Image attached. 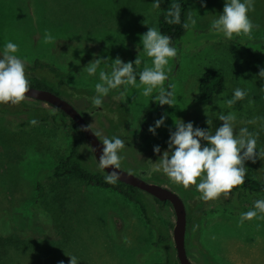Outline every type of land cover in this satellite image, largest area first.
<instances>
[{"label": "rangeland", "instance_id": "rangeland-1", "mask_svg": "<svg viewBox=\"0 0 264 264\" xmlns=\"http://www.w3.org/2000/svg\"><path fill=\"white\" fill-rule=\"evenodd\" d=\"M184 1L189 30L180 42L181 49H176L177 56L165 69L166 81L174 85L171 90L176 103L155 120L166 114L164 125L155 135L149 129L141 132L150 98L158 92L145 97L139 76L135 86H121L103 97V103L122 100L129 112L121 131L125 147L119 152L123 158L120 168L140 176L148 162H157L168 150L170 132H175L174 123L179 120L214 133L222 126L217 116L231 112L236 117L234 134L247 128L255 134L260 153L255 163L245 162V180L264 181V79L259 77L264 68V0H254V10L248 13L259 27L253 29L251 37L241 35L248 39L246 43L263 37L257 48L239 42V38L236 42L233 37L224 39L222 33L211 29L213 19L223 14L226 0ZM153 4L154 0H0V58L6 44L15 43V55L22 61L53 64L66 74L70 86L95 90L99 71L111 72L116 58L128 63L133 53L139 55L142 63L136 67L137 73L146 66L153 67L142 44L148 28L159 31V7ZM48 33L54 38L52 42L45 40ZM95 58L107 62L100 65L95 76H89L83 70ZM207 71L222 73L226 90L213 105L200 106L196 103L199 84ZM125 87L127 91L120 97ZM236 88L245 90L247 96L229 108L223 101L231 99ZM19 105L25 110L0 113V227L8 226L6 235L21 240L0 248V264H70L69 256L77 257L78 264H165V250L155 246L157 233L136 203L76 178L53 179V169L69 154L77 133L70 124L52 119L31 125L35 108L43 106L52 116L57 113L47 104L27 98ZM73 105L85 111L89 103L76 99ZM87 120L102 139L106 138V121L94 117ZM201 143L208 146L205 141ZM155 147H160L159 155ZM82 153L89 164L101 168L88 143ZM188 189L195 207L186 241L194 264H264V213L257 210L255 218L240 224L241 214L255 210V201L264 195H248L237 187L227 198L222 195L205 202L195 186ZM39 193L42 197L37 202ZM147 199L156 212L175 223L172 207L157 204L149 195ZM28 239L38 240L43 249L26 248Z\"/></svg>", "mask_w": 264, "mask_h": 264}, {"label": "clouds", "instance_id": "clouds-1", "mask_svg": "<svg viewBox=\"0 0 264 264\" xmlns=\"http://www.w3.org/2000/svg\"><path fill=\"white\" fill-rule=\"evenodd\" d=\"M154 7H159L158 0H154ZM202 7L205 5L202 3ZM254 10V0H226L223 14L213 19L211 29L217 33H222L231 40L235 36L251 37L253 29L258 28L249 18V11ZM169 16L173 17L170 23L181 22V6L173 5ZM192 25L196 21L191 15L188 17ZM185 29L189 24L183 25ZM53 36L45 35L46 42H52ZM143 51L152 58L153 67H145L139 73L136 72L133 62L124 63L120 58L112 61L111 72L99 71V83L95 85L97 95L93 97V105L99 108L103 103V97L108 96L111 90L120 89L121 86L137 83V76L141 84L145 85L143 95L148 97L156 90L158 95L155 100L161 106L173 107L176 103L174 90H165L164 83L168 80L166 66L170 59L177 56V50L171 46V38L161 34L156 28H148L142 37ZM18 52V45L8 42L4 48L2 58H0V104L19 105L28 97L31 89L30 82L25 73V63L19 59L15 53ZM107 61L100 58L93 59L83 71L89 76H95L102 63ZM77 63H79L77 61ZM135 65L142 63V59L137 56ZM170 71V69H169ZM259 77L264 79V68L259 72ZM168 89H174V85L169 84ZM127 88L120 92L123 97ZM247 92L240 88L234 90L231 99L223 101L231 108L237 101L243 100ZM116 97H114L115 99ZM221 103V101H217ZM167 116L162 115L155 121V127H149V132L156 134V129L164 125ZM217 119L222 122V126L213 133L208 130L194 128L191 122L185 124L179 120L174 123L175 132H170L168 150L163 153L156 163H152L151 171L163 172L171 181L182 185L185 189L195 186L201 193L200 199L203 201H215L222 195L227 198L233 189L245 183L248 169L245 167L246 161L256 162L257 141L256 136L250 133L247 128H241L238 134H234L233 123L236 119L234 113L221 112ZM254 121H250L252 123ZM31 125L38 124L32 119ZM208 124L211 121H207ZM90 128V125L88 126ZM85 131L88 128L83 129ZM97 137L100 134L94 133ZM205 141L208 146L202 145ZM103 154L99 158V166L102 169H113L107 172L105 182L116 184L120 179L117 171L121 167L123 159L119 152L124 149L125 144L120 138L103 139ZM154 152L159 155L160 147H155ZM260 155V153H258ZM255 210H250L241 214L240 224L245 220H252L259 213H264V199L255 201ZM70 264H78L77 257L69 256Z\"/></svg>", "mask_w": 264, "mask_h": 264}, {"label": "trees", "instance_id": "trees-1", "mask_svg": "<svg viewBox=\"0 0 264 264\" xmlns=\"http://www.w3.org/2000/svg\"><path fill=\"white\" fill-rule=\"evenodd\" d=\"M159 2V16H158V27L161 34L171 38V46L176 49H181V40L186 35L189 28L185 29L183 25L187 23V5L184 0H158ZM179 4L181 6V22L180 23H170L173 17L169 16V12L172 10L173 5ZM219 37V35L217 36ZM264 37V34H263ZM263 37L259 40H251L254 46L249 42L244 40L242 36H233V42L235 38H239V42L247 44L251 47L260 46V43ZM222 38V37H221ZM224 39H227L225 36ZM219 39V38H218ZM217 40V39H215ZM137 58L136 53L132 54L130 62H133V66L136 70L135 60ZM25 73L29 79L30 86L38 89L49 90L73 103L74 100H85L89 103L85 111H81L85 115L86 119L89 117L97 118L99 121L107 122V131L106 138H120L121 131L123 130L125 124L129 120V112L125 107L122 100L111 101L110 103H102V105L97 108L93 105L92 99L97 95L95 90L80 89L70 86L66 81V74L58 69L56 66L50 63H46L40 60L34 61V63L29 64L25 61ZM171 84L168 81H165V90L168 89V85ZM172 85V84H171ZM226 90L225 78L222 73L217 71H207L205 72L199 84V93L196 100V103L200 106H211L213 105L215 98L222 94ZM156 93L153 94L150 98V108L144 116L141 132L145 133L147 129L151 126L160 114H162L167 108V105L161 106L158 104V101L155 100ZM45 104V103H43ZM56 109V108H54ZM25 109L21 105H12V104H0V113H19ZM57 113L55 115L49 114L47 108L38 107L33 110V117L38 121V123H44L49 120H54L56 122L68 123L72 129L77 133V138L74 140L73 145L69 151V154L62 158L55 168L53 169L52 175L53 179L56 181H62L67 178H76L82 180L92 186H96L103 189L113 190L121 196H123L128 201L136 203L146 220V222L152 226L157 233V240L155 242L156 247H162L166 252V261L165 264H180L176 249L174 247L173 240V229L174 222L170 219L164 217L161 213L156 212L155 208L151 205L147 199L148 195L141 191L140 189L127 185L121 181H117L116 184H108L105 182L106 172L102 168H96L91 163L89 164L82 153V148L85 143H87L86 137L80 127L69 118L63 111L56 109ZM88 115V116H87ZM93 128V127H92ZM95 131V129L93 128ZM95 133H97L95 131ZM99 138L103 141L101 136ZM157 158V157H155ZM159 160V158L157 159ZM156 163V162H155ZM152 163L148 162L146 177L148 181L152 183H158L169 187L177 191L183 198L188 212V225L191 222L194 214V204H193V194L189 189H185L182 185L176 184L171 181L162 171L153 172L151 171ZM239 189L248 195L258 194L264 195V181L257 179H246L245 183L239 186ZM38 190L42 191V186L40 181H38ZM150 196V195H149ZM42 194L39 193L37 197V202L40 201ZM153 200L161 205L171 204L169 202H161L156 198L152 197ZM217 211H211L214 213ZM52 219H54L53 215ZM3 222V220H1ZM52 220H50L51 222ZM8 224V223H7ZM187 225V226H188ZM3 233H0V248L4 245H9L10 243H18L19 239L14 238L12 235H6V232L9 230L8 226L2 225ZM4 228V229H3ZM29 243L26 248L30 249H43V245L38 240L28 239ZM26 244V243H25ZM187 253L189 258L192 260V251L189 248V245L186 241ZM46 248V246H44ZM196 261V259H194ZM193 262V260H192ZM194 263V262H193Z\"/></svg>", "mask_w": 264, "mask_h": 264}, {"label": "water", "instance_id": "water-1", "mask_svg": "<svg viewBox=\"0 0 264 264\" xmlns=\"http://www.w3.org/2000/svg\"><path fill=\"white\" fill-rule=\"evenodd\" d=\"M28 99L36 100L45 104H48L58 110L63 111L69 118H71L84 133L91 150L99 163V158L103 154V144L99 136H95V131L87 122L85 115H83L72 103L67 99L44 89H38L31 87L28 93ZM88 128L87 131L83 130ZM106 173L112 172L113 169H103ZM120 174L119 181L136 187L156 198L161 202H169L175 213V223L173 229V240L177 253V258L180 264H193L190 260L187 247H186V236H187V225H188V212L186 204L183 198L174 190L158 183H151L145 180L141 176L129 173L121 168L117 170ZM145 175V173H143Z\"/></svg>", "mask_w": 264, "mask_h": 264}, {"label": "flooded vegetation", "instance_id": "flooded-vegetation-1", "mask_svg": "<svg viewBox=\"0 0 264 264\" xmlns=\"http://www.w3.org/2000/svg\"><path fill=\"white\" fill-rule=\"evenodd\" d=\"M69 102H70V101H69ZM70 103H71V102H70ZM72 104H73V103H72ZM47 105H48V104H47ZM49 106H50V105H49ZM51 107H52V106H51ZM53 108H54V107H53ZM80 112H81V111H80ZM87 116H88V115H87ZM89 118H90V117H89ZM87 119H88V118H87ZM87 119H86V120H87ZM87 122H88V120H87ZM88 123H89V122H88ZM90 126H91V125H90ZM91 127H92V126H91ZM87 143H88V142H87ZM144 171H145V170L141 171L140 174H141L142 176L145 177L146 175H143ZM146 173H147V172H146ZM141 175H140V176H141ZM170 189H171V188H170ZM172 190H173V189H172ZM174 191H175V190H174ZM176 192H177V191H176ZM177 193H178V192H177ZM178 194H179V193H178ZM179 195H180V194H179ZM180 196H181V195H180ZM190 260H191V259H190ZM191 261H192V260H191ZM193 264H194V263H193Z\"/></svg>", "mask_w": 264, "mask_h": 264}]
</instances>
